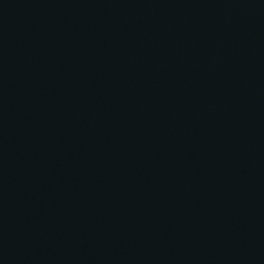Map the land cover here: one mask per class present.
<instances>
[{
	"label": "water",
	"instance_id": "1",
	"mask_svg": "<svg viewBox=\"0 0 264 264\" xmlns=\"http://www.w3.org/2000/svg\"><path fill=\"white\" fill-rule=\"evenodd\" d=\"M0 264H264V0H0Z\"/></svg>",
	"mask_w": 264,
	"mask_h": 264
}]
</instances>
